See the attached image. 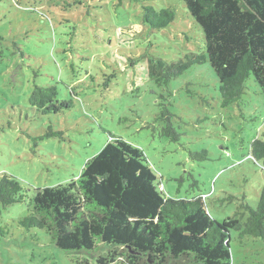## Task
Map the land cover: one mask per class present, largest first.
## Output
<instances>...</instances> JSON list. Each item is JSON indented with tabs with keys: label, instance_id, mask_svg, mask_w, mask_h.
<instances>
[{
	"label": "rangeland",
	"instance_id": "374dc122",
	"mask_svg": "<svg viewBox=\"0 0 264 264\" xmlns=\"http://www.w3.org/2000/svg\"><path fill=\"white\" fill-rule=\"evenodd\" d=\"M143 5L174 9L175 18L152 30L142 24ZM204 51L202 29L182 0H0V174L17 177L29 199L37 188L77 179L115 136L142 150L166 196H201L219 222L242 202L255 207L264 184V158L249 155L251 141L264 139L259 88L250 81L248 93L222 107L207 63L191 66L166 88L155 83L148 61ZM52 83L58 99L73 105L43 115L28 96L35 84ZM163 104L180 134L175 141L157 119ZM49 125L63 138L36 145L31 137ZM26 209L15 203L2 211L10 234L0 237V264L94 263L111 248L64 250L41 230L22 234L13 222ZM235 237L231 264H264V241L241 245Z\"/></svg>",
	"mask_w": 264,
	"mask_h": 264
},
{
	"label": "trees",
	"instance_id": "16d2710c",
	"mask_svg": "<svg viewBox=\"0 0 264 264\" xmlns=\"http://www.w3.org/2000/svg\"><path fill=\"white\" fill-rule=\"evenodd\" d=\"M182 1L202 29L205 51L170 62L151 57L155 83L168 88L171 79L191 66L207 63L218 80L222 107L248 93L250 81L264 96V0ZM174 18V9L143 5L142 24L152 30L170 25ZM28 103L43 115L73 105L58 99L55 83L35 84ZM157 119L165 122L162 134L177 140L180 134L166 104ZM56 135L63 138L61 130L49 125L31 139L37 145ZM109 137L77 179L37 188L32 198L17 177L0 174V237L10 234L2 211L26 203L25 215L13 222L20 233L31 236L33 229L41 230L64 250L93 251L100 243L111 247L94 263L82 258L77 259L80 264H231L232 235L241 245L248 239L264 241V184L255 207L242 202L233 216L219 222L201 196H166L142 150L121 137ZM249 155L255 161L264 158V139L251 141Z\"/></svg>",
	"mask_w": 264,
	"mask_h": 264
},
{
	"label": "built area",
	"instance_id": "2783aa9c",
	"mask_svg": "<svg viewBox=\"0 0 264 264\" xmlns=\"http://www.w3.org/2000/svg\"><path fill=\"white\" fill-rule=\"evenodd\" d=\"M160 188H161V189H164V186H163V184H161Z\"/></svg>",
	"mask_w": 264,
	"mask_h": 264
}]
</instances>
